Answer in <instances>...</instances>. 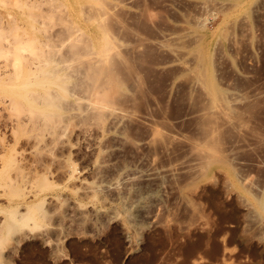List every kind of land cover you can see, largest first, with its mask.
<instances>
[{
    "label": "rangeland",
    "instance_id": "rangeland-1",
    "mask_svg": "<svg viewBox=\"0 0 264 264\" xmlns=\"http://www.w3.org/2000/svg\"><path fill=\"white\" fill-rule=\"evenodd\" d=\"M0 264H264V0H0Z\"/></svg>",
    "mask_w": 264,
    "mask_h": 264
},
{
    "label": "bare ground",
    "instance_id": "bare-ground-1",
    "mask_svg": "<svg viewBox=\"0 0 264 264\" xmlns=\"http://www.w3.org/2000/svg\"><path fill=\"white\" fill-rule=\"evenodd\" d=\"M244 7H246V6H244ZM36 67H38V66H35L34 68H36ZM52 72H55V71H53V70H51ZM56 72H58V71H56ZM55 72V73H56ZM48 73V72H47ZM54 74V73H53ZM49 75V74H48ZM55 75V74H54ZM37 76V75H36ZM49 76H51V74L49 75ZM59 76V75H58ZM36 78V77H35ZM63 79V78H62ZM66 79V78H65ZM25 80H26V78H25ZM27 80H28V78H27ZM41 81V80H40ZM51 81H53V80H51ZM57 81V80H56ZM46 83V82H45ZM53 83V82H52ZM62 83V82H61ZM60 82H59V84H57V85H59L58 87L60 88H62L61 90H63V83L61 84ZM40 84V83H39ZM55 84V83H54ZM36 85V84H35ZM38 85V84H37ZM19 86V85H18ZM20 86H22V84L20 85ZM25 86H27V83H26V85ZM55 86V85H54ZM64 88H66V87H64ZM60 90V89H59ZM67 90V89H66ZM211 92H212V94L214 95H212V97H213V100L215 99L214 97H216L217 98V95H218V90H216V87H215V85L213 84L212 85V90H211ZM258 206L262 209V205L261 204H258Z\"/></svg>",
    "mask_w": 264,
    "mask_h": 264
}]
</instances>
